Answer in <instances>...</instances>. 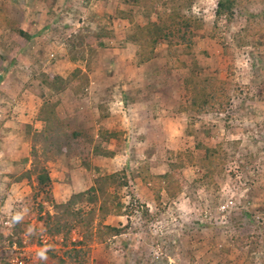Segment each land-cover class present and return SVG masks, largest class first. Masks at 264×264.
Instances as JSON below:
<instances>
[{"label": "rangeland", "instance_id": "rangeland-1", "mask_svg": "<svg viewBox=\"0 0 264 264\" xmlns=\"http://www.w3.org/2000/svg\"><path fill=\"white\" fill-rule=\"evenodd\" d=\"M175 1L202 21L192 31L194 52L180 54L159 42L153 58L139 64L134 47L124 39L129 23L112 16L122 9L130 11L137 24L145 18L122 0H0V12L27 35L0 26V264H14L15 259L51 264L47 255H37L51 245L60 247V236L49 239L43 232L40 216L51 210L49 200L54 196L64 201L85 190L94 176L119 169L128 181L117 194L130 210L104 222L125 224V229L93 244L90 264H264V33L238 46L236 33L244 23L240 14L226 30L218 20L220 29L210 36L216 0ZM245 7L257 12L264 2ZM98 27L112 35L91 55L84 95L74 96L68 88L53 95L41 86V73L65 77L74 67L85 70L84 60L67 59L66 38ZM192 60L201 74H214L225 82L230 105L224 112L177 111L185 101L181 78ZM178 61L186 67L177 66ZM42 99L58 100L60 117L85 128L94 145L114 152L90 156L92 168L86 170L74 150L47 151L44 165L50 187L45 192L34 184L33 174L16 179L30 167V142L22 126L40 128L35 112ZM99 104L105 117L100 116ZM100 130L115 131L118 137L103 142L97 137ZM195 142L221 144L225 157L220 173L203 179L188 163V156L202 154ZM35 148L41 150L37 143ZM178 158L181 166L175 176L182 190L172 200L162 194L159 205L148 185L129 176L139 162L162 173ZM226 196L236 205L220 218L216 205ZM81 205L85 204L76 202ZM17 213L21 219L14 221Z\"/></svg>", "mask_w": 264, "mask_h": 264}, {"label": "trees", "instance_id": "trees-1", "mask_svg": "<svg viewBox=\"0 0 264 264\" xmlns=\"http://www.w3.org/2000/svg\"><path fill=\"white\" fill-rule=\"evenodd\" d=\"M130 4L145 18L143 24L133 20L130 11L115 9L113 18L125 19L130 27L124 34L127 43L134 47L137 62L143 64L154 56L155 46L163 42L167 48H173L180 54L191 55L194 52L192 31L199 29L202 21L199 17L186 12L183 3L175 0H122ZM264 2V0H260ZM256 0H216L213 11V22L210 36L219 30L218 20L223 21L226 30L237 15L243 14V25L236 33L237 45L244 46L252 35L264 33V9L248 11L245 7L255 3ZM184 6V8H186ZM153 16V19L151 18ZM0 26L21 37L26 33L17 23L0 12ZM111 31L103 27L95 30L82 29L70 33L66 38L65 53L69 61L84 60L85 70L74 67L65 77L52 73H41L38 82L47 88L53 95L61 93L68 88L74 96L84 95L88 86L86 70L93 51L103 46V40L111 37ZM177 66L186 67L182 61ZM185 101L179 103L178 112L199 115L202 113H222L230 105V95L225 82L214 74H201L197 63L192 60L188 70L181 78ZM132 98L130 97V101ZM58 100L42 99L35 112V119L41 123L39 129L25 123L23 133L30 142V167L16 177L29 179L34 175V184L41 191L50 187V178L44 165L46 152L53 150L55 153L75 151L79 164L86 170L92 168L90 156H112L113 151L93 144L92 137L85 128L74 123L73 120L60 117L56 112ZM100 116L104 106L98 105ZM99 140L108 142L118 137L115 131L100 130L97 133ZM41 147L37 152L35 144ZM194 147L202 150L197 157L188 156V163L198 169L201 178H210L222 171L225 153L221 144L208 146L195 142ZM183 154L177 151V155ZM181 162H168L167 169L162 173H153L149 170L147 162H139L135 170H129V176L137 177L148 185L153 200L160 204L163 194L168 200L174 199L182 190L181 181L175 176ZM127 177L124 169L109 173L98 174L91 179V184L82 191L72 193L61 202L49 200L50 211H44L40 219L43 223V232L49 239L60 236L59 248L49 246L46 255L52 260L51 264H90V248L95 243H101L120 234L125 229L104 222L108 215H128L127 206L119 200L117 191L127 186ZM76 202L85 205L76 206ZM40 211V208H39ZM144 215L145 213L142 212ZM75 231L76 236L71 237ZM1 264H10L1 262Z\"/></svg>", "mask_w": 264, "mask_h": 264}, {"label": "built area", "instance_id": "built-area-1", "mask_svg": "<svg viewBox=\"0 0 264 264\" xmlns=\"http://www.w3.org/2000/svg\"><path fill=\"white\" fill-rule=\"evenodd\" d=\"M236 202L231 198V196H226L223 200L218 201L216 205V213L219 214L218 217L224 218L229 215L230 211L235 207ZM14 264H22V260H14Z\"/></svg>", "mask_w": 264, "mask_h": 264}, {"label": "clouds", "instance_id": "clouds-1", "mask_svg": "<svg viewBox=\"0 0 264 264\" xmlns=\"http://www.w3.org/2000/svg\"><path fill=\"white\" fill-rule=\"evenodd\" d=\"M21 219V214L20 213H17L14 217H13V220L14 221H19ZM46 251L47 249H42L40 250L37 255L40 259H46Z\"/></svg>", "mask_w": 264, "mask_h": 264}, {"label": "crops", "instance_id": "crops-1", "mask_svg": "<svg viewBox=\"0 0 264 264\" xmlns=\"http://www.w3.org/2000/svg\"><path fill=\"white\" fill-rule=\"evenodd\" d=\"M110 140H111V139H110ZM110 140H109V141H110ZM113 153H114V152H113ZM150 171H151V170H150ZM153 173H154V172H153ZM157 173H161V172H157ZM52 198H53V201H54V202H61V201H62V200H56L54 196H52ZM116 217H120V216H116ZM116 217H114V216H112V215H108L106 221H108V219H109V220H112V219H114V218L117 219ZM109 223H110V222H109ZM112 225H113V224H112Z\"/></svg>", "mask_w": 264, "mask_h": 264}]
</instances>
